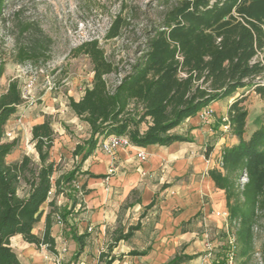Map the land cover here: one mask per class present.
Returning <instances> with one entry per match:
<instances>
[{
	"label": "trees",
	"instance_id": "trees-1",
	"mask_svg": "<svg viewBox=\"0 0 264 264\" xmlns=\"http://www.w3.org/2000/svg\"><path fill=\"white\" fill-rule=\"evenodd\" d=\"M174 1L160 22L149 28L142 47L135 49L112 87L105 77L119 70L106 59L98 42L85 41L75 49L73 56L85 55L89 59L93 79L80 100L68 101L72 113L89 126V136L71 151L70 170L60 173L59 163L51 158L56 135L48 119L31 129L30 143L38 162L27 155L15 162L6 161L18 147L16 139L6 142L4 136L7 121L24 102L19 81L10 80L0 95V264H23L11 246L14 236L57 257L52 236L56 216L61 220V235L76 246L75 252L64 255L59 264H76L90 236L89 228L80 226L86 221L83 199L90 190L85 182L78 186L75 181L79 175L86 179L105 177L82 171L101 138L124 136L131 146L140 148L170 146L188 141L172 131L210 104L232 98L240 89L264 97V0ZM6 4L7 0H0V21ZM120 28L121 18L117 16L107 39L117 37ZM33 55L34 50L20 48L18 62ZM4 71L5 61L0 58V78ZM246 98L244 93L235 98L226 115L237 143L223 148L220 169L208 172L215 187L224 192L226 221L234 231L238 264H246L251 257L254 229L264 215V125L245 137ZM23 184L28 191L20 197L18 188ZM58 196L63 198L61 204L56 202ZM150 202L145 212L155 206V196ZM43 204L48 205L47 213ZM43 215L44 229L37 235L33 230ZM140 227L138 221L126 232L120 226L110 231L105 243L107 251L100 253L97 264H112L118 259L111 254L113 249L119 242L129 241ZM148 251L135 249L119 257L145 256ZM227 251L224 246L214 254L217 264H225ZM196 258L175 255L166 264Z\"/></svg>",
	"mask_w": 264,
	"mask_h": 264
},
{
	"label": "rangeland",
	"instance_id": "rangeland-1",
	"mask_svg": "<svg viewBox=\"0 0 264 264\" xmlns=\"http://www.w3.org/2000/svg\"><path fill=\"white\" fill-rule=\"evenodd\" d=\"M174 2V0L167 2L165 0H7L0 21V58L5 61V71L0 78V95L5 93L10 80L16 79L19 81L21 93L27 98L5 126L9 135L4 136V140L7 142L16 139L18 143V147L7 156L6 161L15 162L23 155H27L37 163L38 158L33 144L30 143L31 129L37 123L48 119L56 135L51 158L59 163L60 173L70 170L73 162L71 151L76 144L82 143L89 136V126L72 113L68 101L70 98L80 100L84 89L90 86L93 79L89 59L85 55L73 56V53H76L75 49L85 41L98 42L106 59L119 70L118 74L105 77L109 87H112L130 63L135 49L142 47L149 28L160 22L163 13ZM117 16L121 18L120 33L113 39H107L108 30ZM20 48L28 49L30 52L34 50L33 57L18 62ZM241 93L247 96L243 103L248 110L245 126V137H247L257 127L264 125V97L253 91L240 89L234 97L225 98L215 106L217 110H225L228 103L240 97ZM100 165L101 159L91 158L85 161L82 171L91 170L93 174H100L96 169ZM109 170H113L110 165L105 170L107 175L115 173ZM85 179L84 176L79 175L75 182L80 186ZM243 181L241 180L242 183ZM111 189L109 184H105L104 190L109 195L112 193ZM27 191V187L23 184L18 188V195L24 197ZM132 197L134 200L137 194H133ZM160 197L162 194L159 195ZM56 202L61 204L63 198L58 196ZM99 204L96 197H93L92 201L84 202V216L87 217L90 210L99 213L102 208L101 203ZM42 209L47 213L48 205L43 204ZM154 210L155 207L148 217L149 223L157 219ZM137 217L138 213L128 221L134 224ZM123 218V223L126 225L125 216ZM44 225L43 215L33 232L40 235ZM57 229L60 230V227L54 223L52 234L58 237L56 249L61 254L59 257L72 254L73 246L70 248L62 235L63 241L60 240ZM254 230V251L246 264H264V215L259 218ZM223 233L226 234L225 238ZM232 233H234L233 229L228 231L224 226L222 230L215 232L213 237L207 238L206 242L211 244L214 254L224 246L229 248L227 243ZM91 235H93L92 239L77 264H85V261L90 260L94 237H98L97 230L93 228ZM19 239L22 241L21 238ZM16 241V238H12L11 245L15 246ZM104 243L105 241L101 246L103 250H105ZM203 248H205L203 252L194 255L204 256L206 247ZM63 249L66 250L65 253L62 252ZM17 252L23 264H55L56 261V257L43 247L36 250L33 245H29L24 251ZM234 262L238 264L237 261Z\"/></svg>",
	"mask_w": 264,
	"mask_h": 264
},
{
	"label": "crops",
	"instance_id": "crops-1",
	"mask_svg": "<svg viewBox=\"0 0 264 264\" xmlns=\"http://www.w3.org/2000/svg\"><path fill=\"white\" fill-rule=\"evenodd\" d=\"M219 102L207 107L213 109L212 117L207 123L199 119L198 112L172 131L188 138V141H179L163 147L149 145L140 148L132 145L118 148L112 156L98 153L95 149L89 156L88 159H101V165L96 167L100 174L94 175L105 177L84 181L90 191L83 202L92 201L93 197H96L98 204L102 205L99 213L88 211L86 221L80 224L86 230L96 229L98 235L94 237L90 260L85 261V264H97L98 256L105 251L101 246L104 241H109L110 231L120 226L126 232L129 226H134L138 221L141 227L134 232L135 235L129 241L119 242L113 249L111 254L118 259L112 264H166L175 255L191 256L203 252L207 238L213 237L215 232L223 229L227 223L226 218L216 216V213H226L224 192L215 187L208 172L213 168L220 169L222 149L236 144L237 138L231 132L223 134L221 120L227 115L230 103L225 110H217L215 105ZM138 151L148 156L147 161L142 163L137 159L135 153ZM109 165L113 167V175H107L105 171ZM105 184L112 187L110 195L104 190ZM165 185L167 187L163 188ZM133 194H137L134 200ZM160 194L162 197L159 198ZM154 196L156 204L153 208L156 210L153 213L157 219L149 223L148 217L153 208L146 212L145 208ZM136 199L139 202H135ZM112 203L114 205H111ZM137 213V221L134 224L129 222V218ZM124 216L126 225L123 223ZM188 221L191 222L182 225ZM79 230L82 229L79 227ZM91 230L86 247L93 236ZM57 231L63 241L61 231ZM52 236L57 242L58 237L55 234ZM13 238H16L17 243L11 246L19 252L31 245L20 241V236ZM67 243L70 248L73 246L74 253L75 243ZM135 249L149 251L145 256L119 257ZM202 262L203 256L198 255L196 259L181 264H203Z\"/></svg>",
	"mask_w": 264,
	"mask_h": 264
},
{
	"label": "built area",
	"instance_id": "built-area-1",
	"mask_svg": "<svg viewBox=\"0 0 264 264\" xmlns=\"http://www.w3.org/2000/svg\"><path fill=\"white\" fill-rule=\"evenodd\" d=\"M21 96L23 97V99H26L27 96L24 95L23 93H21ZM213 114V109L212 108H204L202 109L199 113H198V117L202 122L207 123L210 118L212 117ZM223 122L222 125V132L223 134H227L230 131V125H229V121L227 119V116H225L224 118H222L221 120ZM9 135V133L6 131L5 132V136ZM131 144L129 142V140L124 137V136H108L106 138H101V140H99V143L96 147V151L98 150L99 152H102L108 156H112L115 154V152L117 151L118 148H126V147H130ZM137 159L144 163L145 161H147L148 156L145 155L143 152L138 151L135 153ZM113 170H109V172H112ZM216 216H222L224 218H227L226 213L220 214V213H216ZM54 220H56V224L60 227L61 226V220L58 216H56L54 218ZM225 228L229 231V228L227 226V223L225 225ZM89 230H91V228H89ZM231 230V229H230ZM228 251L225 257V264H234L235 262V257H236V251H237V247H236V243H235V237H234V233L231 234V236L228 238ZM206 247V253L203 256V264H217V262L215 261L214 258V253H213V248L211 247V244L206 242L205 244ZM65 249H63L62 252L65 253ZM61 254L59 252V255L56 257V261L55 264H59V261L62 257H59Z\"/></svg>",
	"mask_w": 264,
	"mask_h": 264
}]
</instances>
